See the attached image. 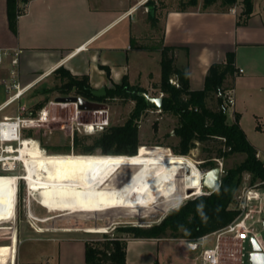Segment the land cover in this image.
<instances>
[{
	"label": "crops",
	"instance_id": "1",
	"mask_svg": "<svg viewBox=\"0 0 264 264\" xmlns=\"http://www.w3.org/2000/svg\"><path fill=\"white\" fill-rule=\"evenodd\" d=\"M203 4L204 0L180 7L169 5L167 0H19L22 13L13 29L8 0H0V49L21 51L19 72L23 86L46 82L57 68L64 67L76 76H89L93 89L112 88L125 76L132 85L140 86L131 80L136 54L148 58L161 55L162 59V49L168 46L174 49L176 65L188 70L191 88L200 90L209 67L225 63L232 53L236 71L225 86L234 93L231 109L236 119L242 108L248 111L249 92L264 93V0H254L253 11L245 22L239 21L240 6L233 13L232 7L211 8L213 4L203 8ZM140 10L141 15H137ZM81 46L84 47L76 50ZM8 78L6 60L0 65V121L14 116L4 113L7 107L2 106L8 97ZM160 81H152L149 89ZM91 239L66 235L48 238L59 245L44 252L46 261L40 264H89L86 241ZM160 239L127 238V264H157L152 252L148 257L144 252L148 246L145 244H149L146 242L154 245ZM252 243L253 248H259ZM252 253L249 264H264V250ZM21 259L17 249L16 264H24ZM10 263L11 260L1 264Z\"/></svg>",
	"mask_w": 264,
	"mask_h": 264
},
{
	"label": "rangeland",
	"instance_id": "2",
	"mask_svg": "<svg viewBox=\"0 0 264 264\" xmlns=\"http://www.w3.org/2000/svg\"><path fill=\"white\" fill-rule=\"evenodd\" d=\"M158 1L160 2L161 0ZM167 1L169 5L176 7L190 6L186 3L188 0ZM198 1L200 3L202 0ZM208 7L209 6L203 4V8ZM211 8L225 9V6L222 4V0H217L214 7ZM141 13L142 10L137 12V15H141ZM160 59L161 55L148 58L145 54H136L134 61L136 65L134 69H131L132 83L140 84V87L144 88L151 96L161 95L157 84H154L155 86L149 89L152 81L161 79L162 65ZM63 81L64 80L59 77V74L53 75L51 78L47 79L46 82L32 87L21 100L16 101L3 112L16 115L21 104L29 107L33 103L43 101L46 97L45 95L39 94V92L44 87L60 86ZM240 93H238V99ZM69 95H75V93L71 92ZM60 96L65 95L59 90H55L49 94L48 98L50 100H45V104L41 108L48 109L49 120L42 123L33 132L30 130L27 133H32L34 135L33 140L38 141L40 147H42L47 156L128 158L139 154L180 155L174 153L171 148V145H177L179 143V139L173 134V129L178 124L179 119L178 116L172 113L161 112L159 109L149 108L142 110L138 116H134L137 111L136 100L132 98L109 97L104 101V103L108 105L106 110H82L77 115V110L79 109H77V105L74 103H58L56 97ZM248 98L249 102L246 104L248 106V111H245L244 108L239 111L241 113L239 124L250 143L258 151L260 160L264 162V93L259 90H254L248 93ZM209 104L215 107V100H210ZM41 109H38L35 115H38ZM130 118H133V121L138 124L139 128V139L142 145L138 148L137 154H102L99 148L95 150L93 154L83 152V145L93 143L95 137L98 136L101 131L93 133L85 132L84 127L79 124L80 121L104 120L109 122L107 126L109 127L124 125ZM234 121L233 110L229 109L228 122L232 123ZM76 136L80 137L81 140L78 146L74 142ZM216 145L217 143L212 141L209 147L216 149ZM206 146L208 145L204 143H196L189 153L184 155L197 162L202 172L206 170L202 164L209 155V152L205 150ZM213 153H215V151ZM245 157V153H237L221 159V165L216 161L217 165H220L223 169L221 177L228 169L237 166ZM23 167V164L19 163L15 171L16 174L23 175ZM0 174H9V172L0 170ZM244 179H250L249 174H245ZM19 184L18 200L14 213L7 216L5 220H0V264L10 262L15 236L18 237L17 249L19 259L22 258L21 260L24 264H40L41 261H46L44 252L55 247V245H59L58 243L49 241L48 238H58L64 235L72 239L90 237L96 240L99 238L103 239L104 235H108L107 237H130L132 235L123 233L119 228L126 226L146 227L158 224L172 209L178 207L188 199L196 195H201L203 192L205 193L207 191L206 188H203L202 193L182 199L180 202L167 208L163 207L156 215L146 214L143 215V217L134 215L135 217H133L131 215L121 214L111 216L110 214L104 217L84 218L75 213H67V211L52 212L47 210L40 202L29 195L27 184L24 180H20ZM1 200L2 199H0V204H2ZM31 214L36 218L31 217ZM259 218H264V214H256L254 216V226L261 231L264 238V222H259ZM42 219L47 220L42 221ZM215 241L216 237L210 236L206 243L210 246L214 245ZM146 243L149 244H145L148 246L145 248L146 252H144V254L148 257L149 252H152L156 258L157 264L200 263L199 256L202 252L203 245H200L197 249H193L189 246V242H184L176 238H162L155 242L154 245L150 244L151 242ZM243 245L244 255L242 257V264H249V258L253 252V243L251 239H248Z\"/></svg>",
	"mask_w": 264,
	"mask_h": 264
},
{
	"label": "trees",
	"instance_id": "3",
	"mask_svg": "<svg viewBox=\"0 0 264 264\" xmlns=\"http://www.w3.org/2000/svg\"><path fill=\"white\" fill-rule=\"evenodd\" d=\"M216 1L204 0V4L211 6ZM18 2L19 0H8L9 22L13 29L22 12ZM186 3L195 5L197 0H188ZM222 4L225 9H230L234 5L240 6L239 21L245 22L253 11L254 0H222ZM161 65V81L157 85L159 92L163 93L161 112L172 113L179 119L173 129V134L179 139V143L171 145L173 152L186 155L196 143L207 144L205 150L209 155L202 164L206 169L218 166L216 162L218 159H224L232 154L245 153L246 157L237 166L227 170L221 177V185L217 190L188 199L172 209L160 223L146 227H120L119 230L132 235L130 236L132 238H182L195 243L202 236L225 228L237 217L235 199L244 175L249 174L252 183L264 182V162L257 157L258 151L241 128L239 116L236 115L234 122H228L229 105L222 94L228 90L225 86L227 78L234 76L236 71L232 53L228 54L225 63H214L209 67L204 88L200 90L191 88L188 70L176 65L172 47H163ZM55 73L64 80L62 85L44 87L39 92L46 98L28 107L33 115L44 106L45 100H50L48 96L55 90L61 91L65 96L71 92L75 95H92L93 87L89 76H76L64 67L57 68ZM172 77L177 79L178 86L170 82ZM107 90L109 97L136 100L137 111L134 116H138L144 109L155 108L148 106L146 99L138 94L145 89L132 85L127 76L121 83L114 84ZM210 100H215V107L209 104ZM26 136L34 137L32 133ZM212 141L217 143L216 149L209 147ZM74 142L78 146L81 143L80 137L76 136ZM141 145L138 124L130 118L124 125L105 128L95 137L93 143L83 145V152L93 154L99 148L102 154L135 155ZM107 236L104 235L103 239L93 238L86 241L87 263L127 264L129 236Z\"/></svg>",
	"mask_w": 264,
	"mask_h": 264
},
{
	"label": "bare ground",
	"instance_id": "4",
	"mask_svg": "<svg viewBox=\"0 0 264 264\" xmlns=\"http://www.w3.org/2000/svg\"><path fill=\"white\" fill-rule=\"evenodd\" d=\"M19 151L17 160L6 165L12 169L21 162L23 175L0 174V220L14 213L20 179L27 184L29 195L47 210L84 218L156 215L163 207L203 192L202 171L197 162L184 155L47 156L38 141L26 138ZM17 244L15 236L13 259Z\"/></svg>",
	"mask_w": 264,
	"mask_h": 264
},
{
	"label": "built area",
	"instance_id": "5",
	"mask_svg": "<svg viewBox=\"0 0 264 264\" xmlns=\"http://www.w3.org/2000/svg\"><path fill=\"white\" fill-rule=\"evenodd\" d=\"M29 1L31 0H26L25 3ZM237 6L238 5H234L230 11L236 13ZM82 47L84 46H81L76 50H80ZM20 53V50L9 51L0 49V65H3L6 60L9 65V78L7 80L8 97L2 105L4 108L9 107L16 101L21 100L26 92H28L33 87L31 84L23 86L20 82ZM170 82L176 86L179 85L175 77H172ZM222 95L226 97L229 109H231L235 104V96L233 91L227 90L225 94ZM160 96H163V93H161ZM159 110L161 111V109ZM80 111L82 110H77V115L80 113ZM48 120L49 111L47 108L41 109L38 115H33L27 106L21 104L16 115L5 116L0 121L1 171L9 172V174L15 173L19 163L21 162H19L17 166L12 169L6 165V162H15L17 160L16 157L20 155L19 149L24 138H34L26 137L25 131L27 129L36 130L37 127ZM79 124L84 127L85 132L93 133L104 130L109 125V122L104 120H85L80 121ZM9 148H11V150H9ZM257 157L260 158L258 153ZM217 161L219 163L221 162L219 159ZM210 169H206L202 172V179H204L205 174ZM17 175L20 176V174ZM249 178L250 179L248 180L243 179V182L236 194L235 205L238 210L237 217L225 228L204 235L196 241L199 243V246L203 245L202 252L199 256V264H242V257L244 255L243 244L248 241V239H251L261 250H264V238L262 233L254 226V216L256 214H264V182L258 181L252 183L250 181V175ZM202 188H205L203 182ZM209 192L210 191L207 190L202 194H207ZM258 220L261 223L264 222V218H259ZM210 236H215L216 241L214 245L209 246L207 245L206 241ZM10 264H16L15 259H11Z\"/></svg>",
	"mask_w": 264,
	"mask_h": 264
},
{
	"label": "water",
	"instance_id": "6",
	"mask_svg": "<svg viewBox=\"0 0 264 264\" xmlns=\"http://www.w3.org/2000/svg\"><path fill=\"white\" fill-rule=\"evenodd\" d=\"M105 92V87H101L99 89H94L93 93L95 95H102L101 92ZM139 95L143 96L146 99V103L150 107H155L158 109H162L163 107V96H151L149 93L145 91L138 92ZM56 101L58 103H74L80 110H89V111H96V110H106L108 105L105 103H99L90 101L84 97L77 96V95H67V96H60L56 97ZM221 174L222 168L220 166H216L210 169L204 176L203 185L204 187L213 192L217 190L221 185ZM190 247L193 249H197L199 247V243H190ZM261 250L257 247L253 248L252 255L256 254V252H260Z\"/></svg>",
	"mask_w": 264,
	"mask_h": 264
},
{
	"label": "flooded vegetation",
	"instance_id": "7",
	"mask_svg": "<svg viewBox=\"0 0 264 264\" xmlns=\"http://www.w3.org/2000/svg\"><path fill=\"white\" fill-rule=\"evenodd\" d=\"M94 90V89H93ZM102 95L98 96V95H95L92 91V95L91 96H82V95H77V96H81V97H84L90 101H94V102H99V103H104V101L106 99L109 98L108 96V90H107V87H105V92L102 91L101 92ZM16 173V172H15Z\"/></svg>",
	"mask_w": 264,
	"mask_h": 264
}]
</instances>
